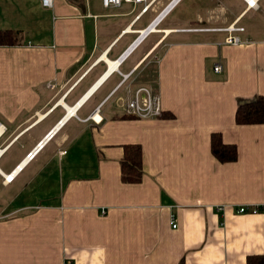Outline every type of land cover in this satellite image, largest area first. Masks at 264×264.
Instances as JSON below:
<instances>
[{
    "label": "crops",
    "instance_id": "obj_1",
    "mask_svg": "<svg viewBox=\"0 0 264 264\" xmlns=\"http://www.w3.org/2000/svg\"><path fill=\"white\" fill-rule=\"evenodd\" d=\"M186 1L122 60L169 0L144 14L102 0H0V31L21 36L0 47V264L264 255V125L236 123L240 105L264 97V5ZM232 25L245 29L240 45H224ZM142 87L160 96L161 118L128 116ZM214 134L236 161L214 157ZM127 145L143 150L137 184L122 181Z\"/></svg>",
    "mask_w": 264,
    "mask_h": 264
},
{
    "label": "built area",
    "instance_id": "obj_2",
    "mask_svg": "<svg viewBox=\"0 0 264 264\" xmlns=\"http://www.w3.org/2000/svg\"><path fill=\"white\" fill-rule=\"evenodd\" d=\"M156 0H152L148 3V0H102V4L104 8H119L123 4H130L133 6L144 5L142 10V14L146 13L153 3ZM182 0H169L168 4L164 7V9L158 14V16L154 19V21L142 32H140L139 37L133 43V45L129 48L127 52H125L124 56L121 58L122 60L138 45L140 44L145 37L151 35L161 23L162 21L172 12V10L181 2ZM247 1V0H246ZM262 0H257L255 4H251L247 2V5L250 9L258 11L260 9V2ZM42 4L44 7L53 8L54 0H42ZM153 27V29H152ZM229 33L228 38L225 40L224 45H240L243 43L242 39L237 36V33L245 32V29L242 27H236L234 25L230 26L227 30ZM223 68L217 66L215 68V72L221 73ZM127 114L133 118L137 119H158L163 115V108L161 103V98L156 93H154L149 88H139L134 96L127 103ZM93 121L98 122L96 117H93ZM100 122V121H99ZM51 137V134H49ZM41 148V144L39 145ZM34 152H31L27 156V162L31 161L35 157ZM7 181L12 182L13 177L7 178ZM238 214H258L260 213V207H248L242 206L238 209ZM173 228H177V225L173 223Z\"/></svg>",
    "mask_w": 264,
    "mask_h": 264
},
{
    "label": "trees",
    "instance_id": "obj_3",
    "mask_svg": "<svg viewBox=\"0 0 264 264\" xmlns=\"http://www.w3.org/2000/svg\"><path fill=\"white\" fill-rule=\"evenodd\" d=\"M20 39L18 32L0 31V47L16 46L20 43ZM236 123L238 125H264V97L240 105L236 113ZM211 149L214 157L222 163L234 162L238 159L237 148L226 145L220 134L212 136ZM124 150L125 155L121 161L122 181L126 184L140 183L144 176L142 147L127 145ZM247 264H264V255L250 256Z\"/></svg>",
    "mask_w": 264,
    "mask_h": 264
},
{
    "label": "rangeland",
    "instance_id": "obj_4",
    "mask_svg": "<svg viewBox=\"0 0 264 264\" xmlns=\"http://www.w3.org/2000/svg\"><path fill=\"white\" fill-rule=\"evenodd\" d=\"M261 2H262L261 4L264 5V0L261 1ZM186 7H191V5L189 4V0H187L183 5H181L180 8H186ZM169 20H170V19H169ZM167 22H168V21H167ZM261 24H262V27H263V26H264V16L262 17ZM164 26H165V25H164ZM161 27H162V26H161ZM158 37H159V36L153 35V37H151V38L147 41V43L144 45L143 49L149 47L150 44H151L154 40H156V38H158ZM143 49H142V50H143ZM135 58H136V57H133L131 60L134 62ZM132 61H131V62H132ZM131 62H129L128 64H130Z\"/></svg>",
    "mask_w": 264,
    "mask_h": 264
},
{
    "label": "bare ground",
    "instance_id": "obj_5",
    "mask_svg": "<svg viewBox=\"0 0 264 264\" xmlns=\"http://www.w3.org/2000/svg\"><path fill=\"white\" fill-rule=\"evenodd\" d=\"M256 1L257 0H247V2H249L251 4H255ZM152 29H153V27H152ZM153 32H156V29ZM96 119H97V117H96Z\"/></svg>",
    "mask_w": 264,
    "mask_h": 264
}]
</instances>
